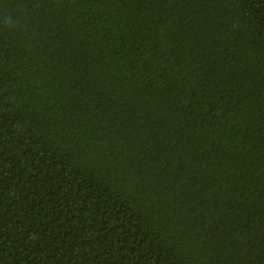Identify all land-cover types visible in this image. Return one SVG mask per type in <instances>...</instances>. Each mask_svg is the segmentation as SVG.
I'll list each match as a JSON object with an SVG mask.
<instances>
[{"label": "trees", "instance_id": "obj_1", "mask_svg": "<svg viewBox=\"0 0 264 264\" xmlns=\"http://www.w3.org/2000/svg\"><path fill=\"white\" fill-rule=\"evenodd\" d=\"M0 264H264V0H0Z\"/></svg>", "mask_w": 264, "mask_h": 264}]
</instances>
